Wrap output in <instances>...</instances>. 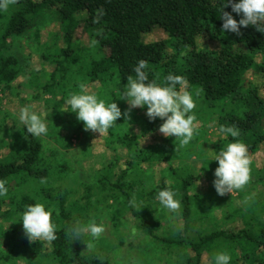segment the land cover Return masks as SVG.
<instances>
[{"label": "trees", "instance_id": "obj_1", "mask_svg": "<svg viewBox=\"0 0 264 264\" xmlns=\"http://www.w3.org/2000/svg\"><path fill=\"white\" fill-rule=\"evenodd\" d=\"M226 2L19 0L7 12H0V18L4 19V24L0 23L1 109L4 101L11 104L10 94L19 96L16 84L38 88L39 94L50 92L49 86L36 84L42 71L44 77L51 75L53 85L64 84L71 75L70 67L77 64L85 47L75 41L82 27L88 40L85 48L92 45L96 50L87 71L84 70L83 83L91 93L106 103H117L123 113L129 104L119 95L128 76L135 77L134 69L143 59L148 64L149 82L155 79L163 85L170 73L185 78V90L196 103L193 112L198 122L195 138L176 151V138L165 137L159 131L164 121L150 120L147 106L132 109L130 119L122 115L106 134V143H113L121 152L115 166L103 165L104 176L99 169L100 159L87 163L83 162L85 158L74 156L73 163L71 152L66 151L70 148L66 149L50 132L36 138L18 117H13L8 127L1 114L0 179L7 181L9 191L7 196H0V263L17 264L22 258L26 261L23 264H32L30 260L41 256L50 264H103L91 256L93 253L86 252L88 234L74 241L66 232L77 220L87 224L96 222L101 215L108 218L111 210L105 207L122 204L133 216L137 229L156 248L168 249L166 264H214V256L220 252L231 256L230 264H264V222L255 225L240 216L239 210L231 209L230 215L226 210L217 214L215 221H209L211 215L197 199L209 198L217 192L213 182L219 163L215 156L236 141L248 148L251 179L243 190H235V199L240 198V192L253 190H260V196L264 197V158L261 163L256 158L258 154L264 155V33L252 25L242 26L241 35L223 31L220 15ZM101 8L105 14L99 23H94ZM223 10L237 21L242 18L232 11L230 4ZM48 21L56 23L59 30L48 31L45 37L42 29ZM156 29L162 30L166 37L144 42L143 36L154 34ZM37 93H25V97L37 99ZM221 125L237 126L239 137L221 135ZM146 139L149 143L144 145ZM123 147L129 150L127 156ZM123 158L125 162L121 165ZM208 164L213 165L212 170H207L208 180L200 182L193 175L179 178V173L204 171ZM196 175L199 177L198 172ZM140 176L143 182L140 180L137 185ZM41 178L47 182L42 184ZM142 185L146 190L140 191L138 186ZM206 185L211 187L209 192ZM166 188L181 202L182 222L178 228L165 230L166 236L160 237L156 232L168 228L170 220L167 209L156 197ZM135 195L139 200L133 207L129 201ZM36 203L52 211L57 239L51 243L30 242L25 235L22 214L26 205ZM235 207L234 203L231 208ZM227 221L242 225L238 230H230L222 226Z\"/></svg>", "mask_w": 264, "mask_h": 264}, {"label": "clouds", "instance_id": "obj_2", "mask_svg": "<svg viewBox=\"0 0 264 264\" xmlns=\"http://www.w3.org/2000/svg\"><path fill=\"white\" fill-rule=\"evenodd\" d=\"M19 0H0V12H7L9 7L15 5ZM231 5L232 11L241 14L242 18L237 21L231 13L224 11L225 7ZM105 14L104 9H98L94 23H99ZM220 18L224 21L222 28L225 32H233L241 35V27L252 25L257 31L264 33V0H227L222 6ZM95 44L96 41H93ZM148 64L145 60L138 61L134 69L135 77L128 76V82L119 98L126 100L129 108L122 113L120 107L115 102L106 103L99 99L95 93L89 91L88 85L79 84V93L71 94L66 100L65 111L77 114L79 121L84 123L85 131L99 133L100 137L106 135L109 129L113 128L117 120L123 115L125 119H130V112L134 108H144L147 106V117L154 121L157 118L164 121L159 131L165 137H175L176 151L187 146L198 134V122L193 110L196 103L193 96L186 89L187 81L183 76L168 74L164 84H158L156 80L149 82L146 69ZM179 85V90H177ZM19 122L26 126V130L32 136L39 138L42 134L47 135L48 128L45 121L38 115L32 105L24 106L19 112ZM219 133L224 136L230 135L237 138L240 130L237 126L221 125ZM95 141V140H94ZM94 143V142H93ZM219 166L215 169L214 187L220 196L233 193L235 190H243L250 182V164L247 146L239 141L227 144L215 159ZM42 184L46 183V178H41ZM7 181L0 179V196H7ZM175 193L166 188L158 192L156 199L169 212L178 213L181 209V202L175 199ZM129 203L136 207L135 198ZM22 223L25 235L30 242L46 241L51 243L57 239L56 225L52 220V211L46 210L44 204L36 203L26 205V210L22 214ZM105 232L102 224H97L95 220L87 224L79 220L69 226L66 235L74 241L81 240L85 234H90L93 240L99 239ZM87 250L94 249L95 245L89 241L86 243ZM231 256L220 252L214 256V264H230Z\"/></svg>", "mask_w": 264, "mask_h": 264}, {"label": "rangeland", "instance_id": "obj_3", "mask_svg": "<svg viewBox=\"0 0 264 264\" xmlns=\"http://www.w3.org/2000/svg\"><path fill=\"white\" fill-rule=\"evenodd\" d=\"M3 20L4 19L0 18V23H2ZM56 29H58V25L56 23H49L48 21V23L42 29V33L46 37L48 31ZM154 37L164 39L166 35L162 30L156 29L154 34H149V36H143V41H152ZM75 41L78 44H82L83 46L88 47L86 45L88 43L87 35L86 32H83L82 27L78 30L77 34L75 35ZM200 42L202 43V40H200ZM204 43H207V40H204ZM85 47L82 48V52L80 53L81 55L77 64H72V66L70 67L69 74L71 75L67 77V80L64 82V84L58 82L54 83L53 85L51 75L44 77V72L42 71L41 67L40 70L42 71V79L37 78L36 84H38V87L41 86L44 88L45 86H49L51 91H48L44 94L43 92H41V94H39L38 88L36 89L32 87L28 89L24 85L16 84V88L19 91V96L10 94V96H12L10 97L11 104H8L5 101L2 102V106L4 108L1 109L0 107V116L2 114L1 119L5 118L7 126L10 127V125L13 123V117H19L20 109L24 106L32 105L33 110L38 115H41V118L47 124L48 132H50L49 134L55 136L58 140H60L61 143L65 145L66 149L70 148L66 151H68L67 153L71 152L70 158H73V163L75 157H79L80 160L81 157H83L85 158L83 162L87 163L88 161H90V159H100L101 167L98 168L102 170L103 165L106 164H109V166H115L116 158L117 156L118 158L120 157L121 149L114 148L113 143H106L108 135L100 137L99 133L85 131L84 123L78 120L77 114L71 112L70 108L68 109L69 111H65L66 100L70 97L71 94L77 93V88H79V84L83 83L84 81V70L87 71L89 63L91 61L90 59H92L95 55V47L92 48V45L89 46V48ZM53 53H55V51ZM21 60L23 61V59ZM67 65L68 63L65 62L64 66L66 67ZM80 71H83V73ZM59 75L63 77L62 73H60ZM25 93H28L30 95L37 93V99H30L29 96H27L26 98ZM27 99L28 101H26ZM131 133L136 134L134 132ZM48 143L51 144V141H49ZM148 143L149 139H146L144 145ZM123 149L126 151L125 155L127 156L129 150L125 147H123ZM130 158L131 157H129V159ZM256 158L257 162L261 163L263 161L264 155L258 154ZM57 160L61 161L59 157ZM121 162V165L124 164L125 159L123 158ZM199 164L202 165L201 162H199ZM211 166L213 165L208 164V168H206L204 171L193 167V169L197 170H192L186 174L179 173V178L184 179L188 175H193L197 177V181L201 182L202 180L208 178L209 172L207 170H212L213 168ZM157 169V172H160V168ZM102 171L104 176H106L104 170ZM197 172L199 174V177L196 175ZM142 177L143 176H140L136 179L137 185L139 184L140 180L143 182ZM138 187L140 188V191L144 189L146 190L143 185ZM210 188V185H206V192H209L208 189ZM260 192V190H253V192L251 193L240 192L239 199H235V197L237 196V193L235 191L232 194L228 193L225 196H220L217 192H215V194H210L209 198L206 197L203 199H197L204 205V209H206L207 212L211 215L209 217V221H211V219H213L212 221H215L217 214L221 215L223 214L222 212L224 211L225 213L226 210V212L230 215L231 209L233 211L239 210L240 216L248 218L251 223L257 225L258 223L264 222V197L262 198L260 196ZM232 196L233 198H231ZM214 197L217 199H215ZM138 200V196L135 195V201L137 202ZM234 203L237 204V207H235V209H232L231 206ZM105 208L111 210V216H108V218H106L104 217V215H101L99 216V219L96 218V223L102 224L105 228V232L101 235L99 239L96 240H93L91 235L88 234L89 240L95 245L92 251L87 250L86 248V252H88V254L93 253V255L91 256L94 258L97 257L103 264H166L164 262V259L168 258V249L165 248V250H163L159 249V247L156 248L155 243L151 241L149 237H147L143 232L137 229L135 221L133 220V216L128 213V211L125 209V207H123L122 204L119 206L109 205ZM138 208L142 210L141 206ZM166 212L168 214L170 223L167 225L169 226L168 228L166 227L164 229L163 227L158 232H156V234L160 237L166 236V233H164L165 230L172 227L178 228L180 226V223L182 222V218L179 216V212L174 215L168 210H166ZM92 218L93 215H90L89 220H92ZM100 218H102L101 221ZM98 221H100V223H98ZM241 225V222L232 223L231 221H227V223L222 226L226 227L227 229L229 228L230 230H238L237 228H239ZM3 248H6L5 244L3 245ZM22 261L25 260L22 258L19 259L17 264H23ZM30 261L32 264H47L48 262V264H50L51 262L41 256L35 257L33 260ZM0 264H4V262H1Z\"/></svg>", "mask_w": 264, "mask_h": 264}]
</instances>
